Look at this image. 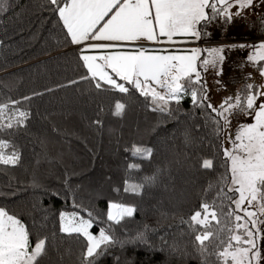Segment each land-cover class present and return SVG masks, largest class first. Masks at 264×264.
<instances>
[{"label": "trees", "instance_id": "obj_1", "mask_svg": "<svg viewBox=\"0 0 264 264\" xmlns=\"http://www.w3.org/2000/svg\"><path fill=\"white\" fill-rule=\"evenodd\" d=\"M53 7L49 0H7L0 11V106L8 105L0 115V140L7 142L6 155H19L16 164L0 163V208L21 221L33 246L46 240L37 264H82L88 242L61 231L62 212L87 219L91 213V232L103 228L112 237L94 264H224L218 253L244 229L235 227L243 220L228 215L235 205L227 196L238 195L228 192L224 121L205 99L204 51L211 46L196 62L199 82L181 79L188 91L161 112L131 85L121 93L84 79L90 73L81 50ZM197 28L200 35L191 41L226 43L237 54L228 83L239 86V100L254 93L255 73L240 50L251 51L264 38V13L219 15ZM117 101L125 104L121 116L114 115ZM15 111L28 115L13 119ZM134 147L151 155H134ZM205 159L211 168L202 167ZM133 185L139 188L125 191ZM203 203L213 206L219 222L210 218L205 227L191 220L196 211L203 214ZM110 204L134 212L109 221ZM206 232L212 235L201 245L196 236ZM231 243L229 251L242 245Z\"/></svg>", "mask_w": 264, "mask_h": 264}, {"label": "snow or ice", "instance_id": "obj_2", "mask_svg": "<svg viewBox=\"0 0 264 264\" xmlns=\"http://www.w3.org/2000/svg\"><path fill=\"white\" fill-rule=\"evenodd\" d=\"M49 3L54 6L53 11L62 21L71 42L83 46L80 58L91 74L90 77H83L84 79L95 80L97 89L107 84L111 89L121 93H128L129 88L126 84L131 85L140 95L151 98L152 103L157 105L154 110L164 112L168 110L169 99L178 102L180 94L188 91L185 85L180 83L181 79L187 77L189 85L199 82V72L196 71L195 62L200 50L192 49V55L178 56L154 54L159 50L146 47L126 49L140 39L154 43H174L173 37L177 35L198 38L200 32L197 26L202 21H208L219 15L229 19L239 16L240 10L253 5V0H235V3L232 0H49ZM6 5L7 0H0V11H6ZM237 5L240 10L229 11ZM208 9L211 10V15L206 11ZM162 37L166 40H161ZM89 41L101 43H89ZM258 47L260 51L257 56L264 60V44ZM96 50L113 51L102 56L83 54ZM208 51L216 54L219 59H223L219 56L223 49ZM249 59L254 60L256 57H249ZM97 61L103 63H97ZM209 63L208 60L203 61L204 65ZM106 69H110L111 74ZM193 73H195V80L192 79ZM153 84L156 87H153ZM157 87L165 89V92L157 91ZM260 96H264V91H261ZM191 98L193 103H197L195 90L191 91ZM255 100V95H248L246 108L254 109ZM160 101L164 102L163 105L158 103ZM12 103L19 104L20 101H12ZM240 106L241 102L237 98L236 104L229 105L224 108V111H217L215 108L212 110L227 124L228 118L225 113ZM114 107V115L121 116L125 104L117 101ZM208 107L212 108L211 105ZM7 108V104L0 106V115ZM256 108L258 110L253 111L255 123L241 126L233 141L234 148L224 151L226 162L230 161L228 192L238 194L234 198L224 193L235 205L228 215H234L236 221L247 218L245 223H237L235 227L237 230L245 229L247 239L243 240V243L249 245L229 251L233 248L231 241L239 245L242 240L240 235H232L227 247L218 253L219 257L224 258V264H228L229 259L232 264H245V261L247 264H252L253 260L261 259V253L254 239L255 233L246 226L250 223L255 227L258 222L264 224V220L259 219L264 217V103L257 105ZM19 115L26 118L28 114L19 112ZM22 122L17 121L18 124ZM217 123L219 124V121ZM12 126L11 122L6 125L8 128ZM7 146V142L0 140V163L16 164L19 155L15 151L6 155L3 149ZM133 154L150 156L151 149L134 147ZM212 166L213 162L209 159H205L202 163V167L206 169ZM132 167L137 166L132 165ZM138 188L139 186L133 185L125 191H136ZM110 208L118 209L115 214L109 211L107 215L109 221L116 223H119V218L125 215L131 216L134 212L133 208L122 205L113 204ZM250 208L255 210L249 211ZM201 209L204 213L203 219H201L202 212L196 211L191 216L192 221L207 227L210 216L212 220L219 222L212 205L203 203ZM237 211L243 212L244 216L237 215ZM88 217L85 219L75 212L71 216L64 212L60 214L61 231L82 235L88 242L83 253L82 264H94L92 258L101 254L98 251L101 245L109 244L112 240L103 228L100 229L98 236L92 234L89 231L93 224L91 213H88ZM211 235L212 233L206 232L197 235L196 240L203 245ZM45 244V239H39L33 246L29 241V232L21 221L15 215L0 208V264H37L38 258L45 252Z\"/></svg>", "mask_w": 264, "mask_h": 264}, {"label": "rangeland", "instance_id": "obj_3", "mask_svg": "<svg viewBox=\"0 0 264 264\" xmlns=\"http://www.w3.org/2000/svg\"><path fill=\"white\" fill-rule=\"evenodd\" d=\"M232 2L235 3V0H232ZM237 10H240L238 9V5L236 7L229 9L230 12H234ZM240 11H241L240 15H245L249 17L258 16L261 13H264V0H253L252 6L245 8L243 10H240ZM195 39L196 37H192V36L183 37L182 35H177L173 37V41H175L174 43L173 42L154 43V42H149L146 39H140L126 50H132V48H135V47H146L149 49L159 50L158 53H154V54L188 56V55L193 54L191 50H182L179 48L177 49L176 46L183 42H188V41L195 40ZM161 40H166V38L162 37ZM89 43H101V42L89 41ZM214 44L215 45L211 46V48H208L204 51L206 55L205 59L210 61L209 64L204 65V70H203V75L205 76V82L207 86V92L205 95V99L212 106V109L215 108L218 111H224V108H227L229 105H235L237 98H239L238 96L239 86H231V84L228 83V79L231 78L236 73L235 68L237 67V65L234 63L233 59H235L237 54H234V53L232 54V50L228 49L230 48L229 44H226V43H214ZM261 44H264V38L257 44V47L255 49L250 51L247 48H243L240 50L242 51L241 55H243L241 60H244L243 59L244 56L245 57L248 56L249 66H251L252 72L255 73L254 74L255 92L253 93V91H251L248 95L250 94L255 95L256 100L254 101V109H247L246 99H244L243 101H240L241 106L239 108H232L229 112L225 113L228 120H227V124H225V121L222 118L224 121V151L226 149L232 150L234 148L233 141L235 139V135L237 134L241 126L255 123L253 111L258 110V108H256L257 105L264 103V96H260L261 91H264V60L259 59V57L257 56V53L260 51L258 46ZM210 49H223V51L219 53V56L223 57V59H219L216 56V54L210 53L208 51ZM109 51H113V50L88 51V52H84L83 54L102 56V55L109 54ZM202 53L203 51L200 50L198 53V58L199 56H201ZM254 56L256 57V59L254 60L249 59V57H254ZM241 60L238 59V64L240 65L243 64ZM196 62H195V66H196ZM97 63L102 64L103 62L97 61ZM106 71H109V73L111 74L110 69H106ZM152 86L156 87L155 84H153ZM156 90L161 93L165 92V89H161L158 87ZM181 94H180V98H181ZM169 100H174V99H169ZM19 112L20 111H15L13 113V117H14L13 119L20 117ZM229 166H230V161H229ZM110 205H113V204H110ZM254 210L255 209H251V208L249 209V211H254ZM109 211H112L113 214H115L118 211V209L110 208L109 206L108 212ZM238 212L241 216H244L243 212L241 211H238ZM66 214L71 216L72 213H66ZM203 216H204V213L201 215V219H203ZM83 217L87 219L85 216ZM210 218L211 217L209 216L208 220ZM259 219L264 220V217H259ZM246 220L247 218L243 220V223H245ZM246 226L248 228H251V230L255 233V237H254L255 243L257 245V249L261 253V259L259 261L253 260L252 264H264V224L258 222L255 225V227H253L250 223L247 224ZM89 231L91 232V228L89 229ZM94 235L98 236L99 233L94 234ZM240 236L242 238L241 240L242 245H240L239 247H248L249 245L243 243V240L247 239V236L245 235V229ZM228 264H232V261L230 259L228 261ZM245 264H247V261H245Z\"/></svg>", "mask_w": 264, "mask_h": 264}, {"label": "built area", "instance_id": "obj_4", "mask_svg": "<svg viewBox=\"0 0 264 264\" xmlns=\"http://www.w3.org/2000/svg\"><path fill=\"white\" fill-rule=\"evenodd\" d=\"M215 45L214 43H209L206 41H188V42H183L179 45H177V49H182V50H192V49H205L207 47Z\"/></svg>", "mask_w": 264, "mask_h": 264}, {"label": "crops", "instance_id": "obj_5", "mask_svg": "<svg viewBox=\"0 0 264 264\" xmlns=\"http://www.w3.org/2000/svg\"><path fill=\"white\" fill-rule=\"evenodd\" d=\"M262 14V13H261ZM184 37V36H183ZM74 45V47H79V49L81 50V48L83 47L82 45H78V44H73Z\"/></svg>", "mask_w": 264, "mask_h": 264}]
</instances>
